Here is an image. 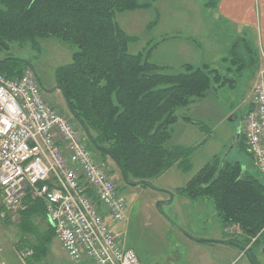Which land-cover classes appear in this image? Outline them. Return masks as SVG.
<instances>
[{
  "label": "trees",
  "instance_id": "1",
  "mask_svg": "<svg viewBox=\"0 0 264 264\" xmlns=\"http://www.w3.org/2000/svg\"><path fill=\"white\" fill-rule=\"evenodd\" d=\"M156 1L0 0L2 49L10 43L37 48L40 40L52 38L75 48L71 62L55 71L70 115L100 161L110 159L126 184L146 187L174 167L183 172L192 169L189 158L196 148L167 146L172 126L179 120L176 110L205 98L214 85L231 82L209 65L186 64L182 72L170 73L169 68L150 62L153 48L129 52L137 39L122 30L116 15L150 8ZM218 2L212 0L208 7ZM26 69L25 62L15 57L0 62V73L8 77L17 78ZM239 142L245 150L244 142ZM177 192L191 199H209L228 235L230 225L240 229L228 244L247 249L250 264H260L255 255L256 248L264 247V182L260 178L245 172L241 163L215 156ZM33 213L46 218L44 202L34 201L22 215L32 229L28 218ZM51 231L40 238L38 247H27L34 251L29 264L45 261Z\"/></svg>",
  "mask_w": 264,
  "mask_h": 264
},
{
  "label": "rangeland",
  "instance_id": "2",
  "mask_svg": "<svg viewBox=\"0 0 264 264\" xmlns=\"http://www.w3.org/2000/svg\"><path fill=\"white\" fill-rule=\"evenodd\" d=\"M210 1L212 0H158L152 3L150 8L116 15L122 30L137 39L130 44L131 54L153 48L150 62L161 63L166 60L171 66L170 73L182 72V65L188 62L195 67L209 65L212 69L218 70L224 78L231 80L221 87L214 85L205 98L189 107L176 110L178 118L187 116L196 123V125L190 124L196 127L195 131H198L197 128L199 130L200 127L202 128L203 139L201 141L195 139L191 142V148H196V151L189 158L192 165L190 172L171 171L160 176V179L153 180L151 187L143 185L131 187L123 183L119 170L110 159L102 162L99 160V155L92 151L98 161L114 176L121 195L126 199L128 210L131 211L127 225L121 223L116 230L126 232L125 246L134 249L143 260L167 263L184 253V249L175 242L169 241L170 239L162 241L158 237V229L153 227L151 217L154 213H160L164 219H167L164 214L169 216V206L163 204L165 194L157 187L170 186L175 189L173 193L177 195L178 188H183L215 156L241 163L245 172L257 176L264 182V176L255 168L253 161L239 142L240 139L244 142L242 134L240 139L235 140L237 132L241 133L240 121L235 119L242 117L241 120H244L252 108L253 89L258 75L264 70V51L250 36L246 41L236 44L239 35L233 28L220 21L213 5L206 6ZM175 37L182 40H173ZM164 38L171 39L160 45ZM158 44L160 48L155 51ZM182 44L188 47L185 48ZM74 51L75 48L71 44L56 38L40 40L37 48L29 43L24 45L10 43L7 49L0 47V62L15 57L33 64L35 73L49 94V99L81 131L70 115L62 92L55 82L56 69L69 64ZM159 203L161 205L158 208ZM3 209L0 201L2 258L7 264H21L14 249L38 247L40 238L45 239L52 233V229L44 223L45 218L38 219L34 217L35 215L28 218L34 226V229L29 228L22 220L25 210L15 218H1ZM232 227L230 225L228 229ZM230 236L234 235H228L229 240L233 239ZM47 248L45 261L33 262L34 264H73L61 254L62 247L54 235ZM166 250L169 253L164 252ZM263 250L264 247L255 250L260 264H264V258L260 256L264 255Z\"/></svg>",
  "mask_w": 264,
  "mask_h": 264
},
{
  "label": "built area",
  "instance_id": "3",
  "mask_svg": "<svg viewBox=\"0 0 264 264\" xmlns=\"http://www.w3.org/2000/svg\"><path fill=\"white\" fill-rule=\"evenodd\" d=\"M241 134L246 154L264 176V70ZM26 199L44 202L55 238L72 262L141 264L125 246V232L113 229L127 220V202L114 176L31 69L17 78L0 73L1 218L17 217L26 210ZM229 233L238 235L240 229L233 226ZM14 253L21 264L34 256L29 248ZM2 254L0 249V264H7Z\"/></svg>",
  "mask_w": 264,
  "mask_h": 264
},
{
  "label": "crops",
  "instance_id": "4",
  "mask_svg": "<svg viewBox=\"0 0 264 264\" xmlns=\"http://www.w3.org/2000/svg\"><path fill=\"white\" fill-rule=\"evenodd\" d=\"M209 3L206 4L207 7ZM214 9L220 21L233 28L235 33L239 35L235 41L236 44L237 42L246 41L248 36H250L253 37L252 39H254L257 45H260H258V47L264 51V0H219L217 5L214 6ZM170 39L171 38H164L159 44L162 45ZM178 39L182 40V38L176 37L173 40ZM159 44L155 47V51L160 48ZM182 46L185 48L188 47V45L184 44H182ZM154 64L159 67L171 68L169 62L166 60ZM186 64L191 63L185 62L182 66ZM258 78L259 75L257 80ZM186 118L188 117L179 118L178 122L172 126V138L167 143L168 147L180 146L191 148L192 141L195 139L201 141L203 139L202 131L198 128V131H195L196 129L194 128L196 127L190 125L191 123L187 122L185 120ZM171 171L180 172L181 170L174 167L163 175ZM160 178L161 177L154 180ZM152 181H150V183ZM157 189L165 194V201L163 204L165 203L169 206V216L164 214L165 217H167V219H164L160 213H154L153 217H151L153 227L158 229V237L161 238L162 241L170 239L169 241L175 242L179 247L181 246L184 249V253L183 255H179L175 260H169L167 263H158L149 261L148 259L143 260V257L138 255L134 249L130 248L137 254L141 264H250L247 253H244L245 250L247 252V249L242 250L235 245L228 244L229 239L226 233V226L222 223L211 201L205 198L191 199L178 192H176L177 195H175L173 193L175 189L170 186L162 185V187H157ZM24 204L27 210L28 207H32L34 201L26 199ZM160 205L159 203L158 208ZM102 211L106 214L105 209H102ZM32 215H35V218L42 219L37 213H33ZM130 216L131 211L130 209L128 210L127 206V220L124 224L127 225ZM107 220L110 221L109 218ZM44 223L47 227L53 229L47 217V213ZM118 225L119 224L113 225V229L116 232H121L116 230ZM202 241L206 243H201ZM164 252L169 253L168 250ZM61 254L69 259L63 249ZM260 256L264 258V255ZM72 263L84 264L85 261Z\"/></svg>",
  "mask_w": 264,
  "mask_h": 264
},
{
  "label": "water",
  "instance_id": "5",
  "mask_svg": "<svg viewBox=\"0 0 264 264\" xmlns=\"http://www.w3.org/2000/svg\"><path fill=\"white\" fill-rule=\"evenodd\" d=\"M3 62H4V61H3ZM25 64L29 67V69H31V70H35L34 65L31 64L30 62H25ZM240 137H241V133H240V131H238L237 134H236V139H235V140L237 141L238 139H240ZM127 185H129V186H131V187H134V186H137L138 184L130 183V182H129V184H127ZM158 206H159V204H158Z\"/></svg>",
  "mask_w": 264,
  "mask_h": 264
},
{
  "label": "flooded vegetation",
  "instance_id": "6",
  "mask_svg": "<svg viewBox=\"0 0 264 264\" xmlns=\"http://www.w3.org/2000/svg\"><path fill=\"white\" fill-rule=\"evenodd\" d=\"M39 80H40V78H39ZM241 119H242V117H241V118H240V117H237V119H235V120L238 121V122L240 121V124H241L242 121H243V120H241ZM236 121H235V122H236ZM123 183H125V182H123ZM125 184H126V183H125ZM126 185H127V184H126ZM127 186H129V185H127Z\"/></svg>",
  "mask_w": 264,
  "mask_h": 264
},
{
  "label": "snow or ice",
  "instance_id": "7",
  "mask_svg": "<svg viewBox=\"0 0 264 264\" xmlns=\"http://www.w3.org/2000/svg\"><path fill=\"white\" fill-rule=\"evenodd\" d=\"M5 123H7V121H5Z\"/></svg>",
  "mask_w": 264,
  "mask_h": 264
}]
</instances>
